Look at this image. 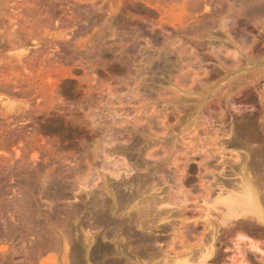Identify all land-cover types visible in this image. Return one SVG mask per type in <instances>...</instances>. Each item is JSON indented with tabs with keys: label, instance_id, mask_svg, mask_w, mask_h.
<instances>
[{
	"label": "rangeland",
	"instance_id": "obj_1",
	"mask_svg": "<svg viewBox=\"0 0 264 264\" xmlns=\"http://www.w3.org/2000/svg\"><path fill=\"white\" fill-rule=\"evenodd\" d=\"M262 156L264 0H0V264L196 263Z\"/></svg>",
	"mask_w": 264,
	"mask_h": 264
},
{
	"label": "bare ground",
	"instance_id": "obj_2",
	"mask_svg": "<svg viewBox=\"0 0 264 264\" xmlns=\"http://www.w3.org/2000/svg\"><path fill=\"white\" fill-rule=\"evenodd\" d=\"M236 148L238 147L236 146ZM262 158H264V156H262ZM258 162H257V166L260 164ZM262 162L264 165V161ZM261 167L263 170L264 166H261ZM256 168H259V172H260V169H261L260 166ZM261 176H260L261 178L259 177V179H257L258 178L257 177L256 181L250 178L249 179L242 178L243 177L242 176L240 179L241 180L240 182L229 181L228 178H223V174L221 177L214 178V181L216 183H219L218 188L220 189V193L218 196V200L216 199L217 201L214 202L215 206L213 205V207H210V206L209 207L210 209L213 208L212 210L215 213L210 209L208 210L207 208H206L208 210L207 212L205 209H204L205 211L203 209H200V212L203 215L202 216L203 218H201L202 221L195 220L196 228L199 225L203 224L204 230L209 235L208 238L210 240V243H209V247L206 248V251H207L206 255L200 256L199 258L200 260L196 263H186L185 262V263H178V264H212V261L216 260L219 257L220 246L225 245L227 242H231V240H232L233 247L232 248L226 247V250L224 251L225 253L232 252L233 257L243 259L242 260L243 263H244V259L247 257V254H251L254 256L260 255L262 256V259H259L260 261L259 264H264V259H263L264 250L261 248L262 242L260 241V239L254 238L257 232H258L257 234L259 235L264 232V182H262L263 181L262 178L264 176L263 175ZM80 180H79L80 184H84V180L83 179H80ZM88 182H89V179H88ZM80 187H83V185L82 186L80 185ZM205 190H207V193H209L208 188H206ZM120 197H123V196H120ZM114 200L116 201V203H118L120 198L118 197L117 199V197L116 198L114 197ZM119 203L121 204V202ZM126 204H128V202ZM175 205H179V208H181L182 210L181 213L183 216L187 214V209H189V205L186 204V202L184 203L178 202V203H175ZM95 214H97L94 216L95 224L99 228L104 227L106 224H110V226L111 224L114 225L115 224L114 222L118 223L120 222L119 220L121 219V218L118 219L116 215H115L116 219L115 218L111 219L110 217L108 218V216H106L104 213L102 214L101 212L95 213ZM122 221H123V217H122ZM96 226H94V228ZM114 226L116 227L118 226V224H115ZM117 229L118 228H116V230ZM253 233H255L253 237L250 236V234H253ZM232 234H235L236 236ZM205 235L206 234H204V236ZM231 235L232 237L234 236V238L235 237L236 238L233 240L231 238ZM256 237H259V236L257 235ZM249 241L255 243V245L248 244ZM63 259L64 258H62V260ZM51 262H50L51 264H64L58 260L55 262L54 261H51Z\"/></svg>",
	"mask_w": 264,
	"mask_h": 264
}]
</instances>
